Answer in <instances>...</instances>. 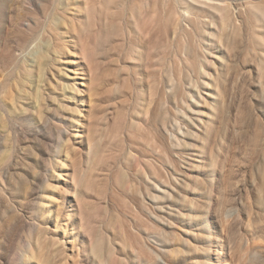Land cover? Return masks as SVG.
<instances>
[{"label":"rangeland","instance_id":"1","mask_svg":"<svg viewBox=\"0 0 264 264\" xmlns=\"http://www.w3.org/2000/svg\"><path fill=\"white\" fill-rule=\"evenodd\" d=\"M0 264H264V0H0Z\"/></svg>","mask_w":264,"mask_h":264}]
</instances>
